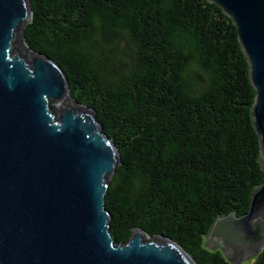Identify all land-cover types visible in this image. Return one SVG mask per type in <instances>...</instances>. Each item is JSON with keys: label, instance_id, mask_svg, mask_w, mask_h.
<instances>
[{"label": "trees", "instance_id": "16d2710c", "mask_svg": "<svg viewBox=\"0 0 264 264\" xmlns=\"http://www.w3.org/2000/svg\"><path fill=\"white\" fill-rule=\"evenodd\" d=\"M31 1L26 42L63 67L120 150L105 195L113 237L142 228L197 264H234L206 234L249 211L264 170L232 19L209 0ZM241 264H264V247Z\"/></svg>", "mask_w": 264, "mask_h": 264}, {"label": "water", "instance_id": "95a60500", "mask_svg": "<svg viewBox=\"0 0 264 264\" xmlns=\"http://www.w3.org/2000/svg\"><path fill=\"white\" fill-rule=\"evenodd\" d=\"M209 1L236 25L249 62L264 170V0ZM32 17L31 0H0V264H197L164 235L133 228L126 242L113 237L105 195L120 150L97 111L71 93L63 67L26 42ZM67 97L58 114L52 102ZM205 246L234 264L262 250L264 182L248 212L215 219Z\"/></svg>", "mask_w": 264, "mask_h": 264}, {"label": "rangeland", "instance_id": "374dc122", "mask_svg": "<svg viewBox=\"0 0 264 264\" xmlns=\"http://www.w3.org/2000/svg\"><path fill=\"white\" fill-rule=\"evenodd\" d=\"M17 46H18V49H20L23 53H25V55L28 56V53H29V52H28V53L26 52V50H25V46L23 45L22 41L19 40ZM52 105L54 106L56 112H57L58 114H60L61 103H60V102H57V101H53V102H52ZM216 244H217L216 242H211V245H212V246H215Z\"/></svg>", "mask_w": 264, "mask_h": 264}, {"label": "bare ground", "instance_id": "6f19581e", "mask_svg": "<svg viewBox=\"0 0 264 264\" xmlns=\"http://www.w3.org/2000/svg\"><path fill=\"white\" fill-rule=\"evenodd\" d=\"M28 51V50H27ZM29 52V51H28ZM29 54H32L31 52H29ZM65 101H69V98L67 97V98H65L63 101H61L60 103H63V102H65Z\"/></svg>", "mask_w": 264, "mask_h": 264}]
</instances>
